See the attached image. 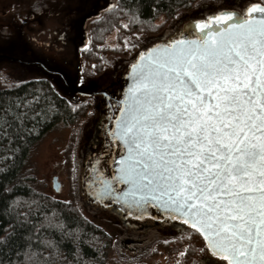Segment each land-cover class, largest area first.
<instances>
[{"label": "snow or ice", "instance_id": "1", "mask_svg": "<svg viewBox=\"0 0 264 264\" xmlns=\"http://www.w3.org/2000/svg\"><path fill=\"white\" fill-rule=\"evenodd\" d=\"M126 75L101 125L107 148L85 168L73 165L75 183L95 204L129 218L180 221L189 237L202 238L199 251L216 258L207 264H264V0L141 46ZM35 101H17L9 117L17 129ZM23 205L18 216L29 223L43 203L17 199L8 207ZM41 223L63 227L49 215ZM20 247V264H49L58 255L56 241L31 232Z\"/></svg>", "mask_w": 264, "mask_h": 264}, {"label": "rangeland", "instance_id": "2", "mask_svg": "<svg viewBox=\"0 0 264 264\" xmlns=\"http://www.w3.org/2000/svg\"><path fill=\"white\" fill-rule=\"evenodd\" d=\"M115 2L0 0V86L46 78L69 104L85 107L78 121L58 122L40 137L28 153L22 175L32 189L73 203L105 230L118 263L207 264L216 258L199 251L202 238L189 237L184 231L187 226L180 221L165 224L152 218H129L115 206L103 208L75 183L72 168L74 164L85 168L89 160L106 150L101 125L109 122L108 107L121 98L126 73L141 46L179 33L185 23L221 10H239L248 0H197L168 20L157 18L160 27L150 33L120 32L117 28L103 31L94 58L87 50L93 25ZM126 42L135 49L124 47ZM54 176L58 190L52 185ZM185 244L190 245L191 254L186 261L177 255ZM165 245L179 246L167 251Z\"/></svg>", "mask_w": 264, "mask_h": 264}, {"label": "trees", "instance_id": "3", "mask_svg": "<svg viewBox=\"0 0 264 264\" xmlns=\"http://www.w3.org/2000/svg\"><path fill=\"white\" fill-rule=\"evenodd\" d=\"M196 1L116 0L113 7L101 14L93 25V39L87 48L89 55L96 58V49L103 31L117 28L120 32H154L160 27V23L156 22L157 18L161 16L168 20ZM125 10H132L136 15L130 17ZM124 23L129 26L123 27ZM32 97H37V101L30 106L27 122L17 129L9 117L15 115L19 108L17 101L32 100ZM84 108L82 104H69L46 78H32L0 86V237L7 233V237L11 238L10 242L7 238L0 241V264H20L23 260L20 245H23L29 232L39 234L41 239L56 241L58 255L49 264H127L114 261L111 236L85 217L77 206L32 189L22 175L28 153L40 137L58 122L75 123L83 114ZM5 120L6 128L2 124ZM25 128L31 131H24ZM5 189L9 191L6 192ZM17 199L41 201L43 206L39 210L40 214L36 215L34 212L28 217L29 223H23L18 213H24L28 206L23 205L15 211L8 207ZM45 215L51 216L63 227H49L46 223H41ZM36 224H41L39 232ZM178 246L165 245V248L170 251ZM190 256L189 249L183 259L186 261Z\"/></svg>", "mask_w": 264, "mask_h": 264}, {"label": "water", "instance_id": "4", "mask_svg": "<svg viewBox=\"0 0 264 264\" xmlns=\"http://www.w3.org/2000/svg\"><path fill=\"white\" fill-rule=\"evenodd\" d=\"M127 83H128V77H127V75H126V79H125L124 87H127ZM52 185H53L54 190H58V189H59V184H58V182H57L56 176H54V177L52 178Z\"/></svg>", "mask_w": 264, "mask_h": 264}, {"label": "flooded vegetation", "instance_id": "5", "mask_svg": "<svg viewBox=\"0 0 264 264\" xmlns=\"http://www.w3.org/2000/svg\"><path fill=\"white\" fill-rule=\"evenodd\" d=\"M128 71H129V70H128ZM107 96H108V94H107ZM118 99H120V98H115L114 100L117 101Z\"/></svg>", "mask_w": 264, "mask_h": 264}]
</instances>
